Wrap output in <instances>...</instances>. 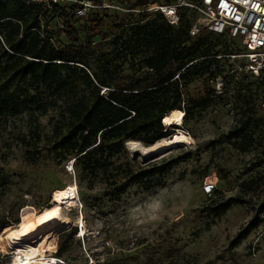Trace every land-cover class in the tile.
<instances>
[{
	"label": "rangeland",
	"instance_id": "obj_1",
	"mask_svg": "<svg viewBox=\"0 0 264 264\" xmlns=\"http://www.w3.org/2000/svg\"><path fill=\"white\" fill-rule=\"evenodd\" d=\"M183 1L189 5L180 8L179 17L189 21V36H201L216 52L213 75L183 88L180 123L164 125L169 136L155 155L144 157L148 147L139 142L133 152L125 144L106 171H84L74 157L53 150L65 107L52 103V89L30 77L9 86L12 103L0 112V264L14 258L5 234L58 203L69 224L49 233L44 253L55 264H264V72L246 73L244 62L231 57L241 52L240 42L201 30L202 15L193 7L200 0ZM103 2L122 10L96 9L81 18L86 26L81 41L91 35L92 42L85 65L77 68L109 81L141 74L142 55L125 49L128 29L156 12L141 16L120 0ZM48 22L59 44L58 21ZM4 80L0 73V84ZM206 86L211 94L206 107L187 101L204 95ZM185 110L190 114L183 119ZM178 134L187 141L172 143ZM131 176L136 181L121 190ZM209 177L218 190L211 196L202 193ZM228 199L236 203L215 217V206Z\"/></svg>",
	"mask_w": 264,
	"mask_h": 264
},
{
	"label": "trees",
	"instance_id": "obj_2",
	"mask_svg": "<svg viewBox=\"0 0 264 264\" xmlns=\"http://www.w3.org/2000/svg\"><path fill=\"white\" fill-rule=\"evenodd\" d=\"M154 1L120 0L129 6L128 10H143ZM173 1L166 0L167 4ZM15 3L19 6L14 10L7 3H0V73L5 75L0 84V112L12 103L14 92L9 86L15 81L30 77L39 86L51 88L56 97L52 103L59 100L65 107V124L57 132L53 150L65 158L74 157L84 171H106L113 163L111 159L125 151L126 142L149 147L166 139L169 134L162 122L166 116L181 111L186 84L206 74L207 81L212 79L210 68L216 52L201 36H189L190 23L184 17H179L178 26H171L156 12L143 24L130 26L129 48L125 49L142 55V72L109 81L77 68L85 65L92 36L81 41L80 34L86 26L74 17L71 7L43 11L37 5ZM145 12H140L141 16ZM44 19L46 22L42 23ZM51 19L58 21L56 32L63 37L59 44L53 39V28L48 22ZM204 91V95L187 101L195 107H206L211 94L208 86ZM184 112L186 119L190 111ZM135 181L131 176L120 189ZM234 203V199L218 203L214 216H222ZM263 210L264 206L260 212ZM255 225L252 222L249 228ZM57 253L61 255L63 248Z\"/></svg>",
	"mask_w": 264,
	"mask_h": 264
},
{
	"label": "built area",
	"instance_id": "obj_3",
	"mask_svg": "<svg viewBox=\"0 0 264 264\" xmlns=\"http://www.w3.org/2000/svg\"><path fill=\"white\" fill-rule=\"evenodd\" d=\"M22 2L25 5H37L43 11H51L55 7H71L74 17L85 18L96 9H120L110 6L103 0H0V3ZM185 4L183 0H174L166 5L148 4L143 10H127L130 12H160L171 26L179 24V10ZM201 15V30L226 36L240 42L241 52L231 56L239 58L246 73L259 76L264 72V0H200L193 6ZM197 31L192 30L194 35ZM264 108V103H262ZM215 178H206L202 193L211 196L216 189Z\"/></svg>",
	"mask_w": 264,
	"mask_h": 264
},
{
	"label": "bare ground",
	"instance_id": "obj_4",
	"mask_svg": "<svg viewBox=\"0 0 264 264\" xmlns=\"http://www.w3.org/2000/svg\"><path fill=\"white\" fill-rule=\"evenodd\" d=\"M180 117L177 112L166 116L164 125L179 124ZM184 135H176L172 143H184ZM162 140L146 148L142 153L144 157L155 155L161 151ZM138 142H126L128 151L133 152ZM64 204V202H63ZM69 224V219L62 213V203L45 207L39 213L21 223L16 229L8 231L4 237L14 250L11 264H55L57 259L46 258L45 250L49 247V233ZM48 252V251H47ZM45 254V255H44Z\"/></svg>",
	"mask_w": 264,
	"mask_h": 264
},
{
	"label": "water",
	"instance_id": "obj_5",
	"mask_svg": "<svg viewBox=\"0 0 264 264\" xmlns=\"http://www.w3.org/2000/svg\"><path fill=\"white\" fill-rule=\"evenodd\" d=\"M163 123V122H162Z\"/></svg>",
	"mask_w": 264,
	"mask_h": 264
}]
</instances>
